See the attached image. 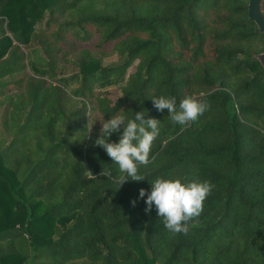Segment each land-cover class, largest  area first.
Wrapping results in <instances>:
<instances>
[{
    "label": "trees",
    "instance_id": "obj_1",
    "mask_svg": "<svg viewBox=\"0 0 264 264\" xmlns=\"http://www.w3.org/2000/svg\"><path fill=\"white\" fill-rule=\"evenodd\" d=\"M248 1L0 0V264H264V35ZM190 95L209 107L185 126L151 100ZM139 112L160 134L145 179L119 189L95 141ZM157 178L215 186L187 235L145 211Z\"/></svg>",
    "mask_w": 264,
    "mask_h": 264
},
{
    "label": "clouds",
    "instance_id": "obj_2",
    "mask_svg": "<svg viewBox=\"0 0 264 264\" xmlns=\"http://www.w3.org/2000/svg\"><path fill=\"white\" fill-rule=\"evenodd\" d=\"M151 100L157 111L167 109L172 123L182 126L197 121L209 107L206 101L191 95L183 98L178 107L174 97L160 96ZM120 111L124 113L123 110ZM144 116V112H139L135 113L134 119H126L125 115L118 114L101 122L100 138L95 141V146L103 148L113 164L118 165L120 174L113 182L119 189L126 181L138 182L145 179L138 174L139 166L150 163L151 148L160 134L161 122L155 118L144 119ZM121 126L123 128L119 141L108 142L113 133L121 132ZM214 187L210 181L185 184L179 179L157 178L151 183V191L145 200V211L150 212L154 205L167 232L173 236L181 233L187 235L190 222L202 214L204 202ZM139 195L144 198L145 190L141 189Z\"/></svg>",
    "mask_w": 264,
    "mask_h": 264
},
{
    "label": "water",
    "instance_id": "obj_3",
    "mask_svg": "<svg viewBox=\"0 0 264 264\" xmlns=\"http://www.w3.org/2000/svg\"><path fill=\"white\" fill-rule=\"evenodd\" d=\"M264 0H249L247 5L248 21L257 26L260 34L264 35ZM262 66H264V53L257 56Z\"/></svg>",
    "mask_w": 264,
    "mask_h": 264
},
{
    "label": "rangeland",
    "instance_id": "obj_4",
    "mask_svg": "<svg viewBox=\"0 0 264 264\" xmlns=\"http://www.w3.org/2000/svg\"><path fill=\"white\" fill-rule=\"evenodd\" d=\"M129 72H130V70H129ZM108 90H110L114 94H119L117 87H112V88H109Z\"/></svg>",
    "mask_w": 264,
    "mask_h": 264
}]
</instances>
